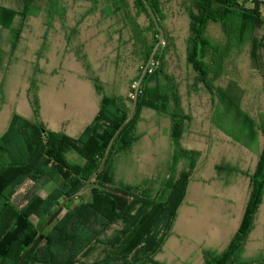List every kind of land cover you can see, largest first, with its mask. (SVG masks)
<instances>
[{
	"label": "trees",
	"instance_id": "obj_1",
	"mask_svg": "<svg viewBox=\"0 0 264 264\" xmlns=\"http://www.w3.org/2000/svg\"><path fill=\"white\" fill-rule=\"evenodd\" d=\"M10 1L16 7L0 5V27L9 30L18 41L22 24L16 27L15 22L24 21L35 0ZM81 1L91 4L88 14L101 9L105 19L117 17L130 25L131 35L124 44H131L132 54L137 58V75L125 96L105 94L97 79H93L101 96L100 111L77 139L48 130L38 120V86L33 79L35 119L14 115L9 129L0 138V264H163L156 257L172 234L179 207L202 157L200 151L181 146L184 123L191 118L183 112L179 85L168 70L167 55L172 43L164 26L165 2L148 0L165 39L143 80L136 114L114 142L95 180L76 196L98 170L111 138L128 117L135 86L160 35L143 0H134V5L138 15L144 14L147 18L146 26L129 14L128 0ZM61 2L48 0V5L57 8ZM179 6L189 19L186 60L197 74L196 83L202 84L210 94L214 90L222 95L221 99L227 100L228 88L217 86L216 81L225 75L231 50L249 43L251 63L263 79L264 89V35L260 36L264 30V3L181 0ZM49 13L52 16L53 11ZM211 24L220 25L225 38L223 44L215 43L208 36ZM81 58L86 62L85 56L80 55ZM2 92L0 83V95ZM143 109L170 118V137L176 149L174 159L186 161L176 179L168 181L166 196L156 191L152 182L130 185L116 179L114 159L131 151L140 139L138 125ZM246 117L244 114V120L248 121ZM251 127V137L255 140L254 125ZM43 179L56 181L58 186L45 197L30 196V190ZM263 196L264 149L257 172L251 177V197L239 231L222 254L207 255L205 264H264L263 259H242ZM18 197L25 201L24 205L17 204ZM69 197L71 200L67 201ZM100 248H103L100 254L90 261Z\"/></svg>",
	"mask_w": 264,
	"mask_h": 264
},
{
	"label": "rangeland",
	"instance_id": "obj_2",
	"mask_svg": "<svg viewBox=\"0 0 264 264\" xmlns=\"http://www.w3.org/2000/svg\"><path fill=\"white\" fill-rule=\"evenodd\" d=\"M164 2V26L172 43L168 70L179 85L183 112L191 118L184 123L181 146L200 151L202 157L172 234L156 259L163 264H205L207 255H220L227 249L241 227L251 197V177L257 172L264 149L263 79L253 69L248 43L231 50L225 75L216 81L217 86L228 88V99H221L214 90L210 94L196 83L197 74L186 60L189 19L179 6L181 0ZM128 4L129 14L146 26L148 20L144 14L138 15L134 0H128ZM0 5L16 7L10 0H0ZM90 7L85 1L62 0L61 6L50 8L48 0H35L24 21L15 22L16 27L22 24L18 41L0 27V138L14 115L35 119L33 79L38 86V120L48 130L75 139L100 111L101 96L93 79L109 96L127 94L139 65L131 44H124L131 35L130 25L117 17L105 19L101 9L88 14ZM208 36L215 43H224L218 24L210 25ZM79 54L86 57V62ZM262 58L264 62V48ZM171 125L168 116L142 110L140 139L131 151L114 159L119 182H152L155 190L166 196L168 181L175 180L186 165V161L174 159ZM57 186L56 181L43 179L29 195L45 197ZM16 202L19 206L25 203L19 197ZM102 249L89 260L93 261ZM242 259L264 260V196Z\"/></svg>",
	"mask_w": 264,
	"mask_h": 264
},
{
	"label": "water",
	"instance_id": "obj_3",
	"mask_svg": "<svg viewBox=\"0 0 264 264\" xmlns=\"http://www.w3.org/2000/svg\"><path fill=\"white\" fill-rule=\"evenodd\" d=\"M255 1H259V2L264 3V0H255ZM143 2L147 8L152 20L154 21V24H155L157 30L159 31V34H160L159 35V41L156 44V46L154 47V49L150 55L149 61H148L145 69L143 70V72H142V74H141V76H140V78L136 84L134 96H133V103H132L131 110H130L128 117L124 120V122L121 124V126L118 128V130L115 132V134L111 138L98 170L89 178V180L86 182V184L76 193V196L82 194L89 187V185L95 180L98 173L103 169L104 165L106 164L108 157L110 156L111 150L113 148L114 142L119 137L120 133L125 128V126H127L132 121V119L134 118L136 111H137V106H138V102H139V94H140V89L142 87L143 80H144V78L148 72L150 65L154 62L156 54L158 53V51L161 47V44L164 40L165 32H164L163 28L160 26L157 16L155 15L153 9L151 8L148 0H143ZM69 200H71V197H69L67 201H69ZM65 204H66V202L58 209V211ZM51 220H52V218L49 221H47V223L44 225V227L42 228V230L40 231V233L38 235V238L44 232V230L49 226V224L51 223Z\"/></svg>",
	"mask_w": 264,
	"mask_h": 264
},
{
	"label": "crops",
	"instance_id": "obj_4",
	"mask_svg": "<svg viewBox=\"0 0 264 264\" xmlns=\"http://www.w3.org/2000/svg\"><path fill=\"white\" fill-rule=\"evenodd\" d=\"M117 168V167H116Z\"/></svg>",
	"mask_w": 264,
	"mask_h": 264
}]
</instances>
